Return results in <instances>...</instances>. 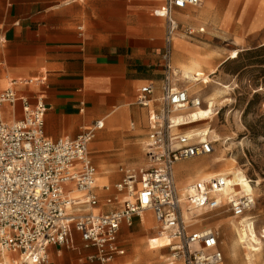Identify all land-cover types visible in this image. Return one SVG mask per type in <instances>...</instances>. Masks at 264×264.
I'll list each match as a JSON object with an SVG mask.
<instances>
[{
    "label": "built area",
    "instance_id": "obj_1",
    "mask_svg": "<svg viewBox=\"0 0 264 264\" xmlns=\"http://www.w3.org/2000/svg\"><path fill=\"white\" fill-rule=\"evenodd\" d=\"M204 1L166 0L161 9L167 24L161 93L156 94L155 86L147 83L135 99L136 105L147 110L143 142L147 161L120 166V178L103 185L102 193L97 190V169L90 151L105 120H96L75 138L53 139L45 134L48 105L43 95L33 97L21 91L43 84L47 76L13 78L0 88V264H18V260L51 264L49 247L71 246L72 227L84 248H94L86 257L91 264H111L117 255L126 253L118 244L121 227H131L135 217L149 211L159 234L169 240L172 264L223 261L219 229L195 225L220 210L230 213L240 229L248 226V219L242 220L256 204L253 189L246 192L241 185H233L234 192L223 199L229 176L196 179L179 187L175 174L178 162L215 151L216 142L200 134V122L183 120L184 110L198 109L204 102L178 79L172 65L173 36L181 25L175 13ZM4 105H11L12 117L4 115ZM130 125L135 128L136 122ZM74 189L84 192L83 201L71 196ZM100 204L113 207L94 212ZM185 207L202 212L188 220Z\"/></svg>",
    "mask_w": 264,
    "mask_h": 264
},
{
    "label": "crops",
    "instance_id": "obj_2",
    "mask_svg": "<svg viewBox=\"0 0 264 264\" xmlns=\"http://www.w3.org/2000/svg\"><path fill=\"white\" fill-rule=\"evenodd\" d=\"M254 1H243L239 16L242 22ZM260 1L248 20L251 33L264 28L263 23L250 31L259 13L264 16ZM165 3L166 0H0V83L8 77L47 76L43 84L25 86L21 91L33 97L43 95L48 105L45 134L50 138H75L99 119L105 120L106 127V118L111 114L118 120L108 124L109 131L135 130L130 125L132 117H147V110L135 104L139 88L152 83L156 94L161 93L167 24L160 11ZM138 164L143 163L128 165ZM115 176L109 183L120 178L119 168ZM119 200H123L121 195ZM112 207L100 204L97 208L108 211ZM142 221L143 216L135 217L131 227H121L118 244L126 253L117 255L111 264H172L167 237V244L148 250L147 239L151 238L150 243L155 233L146 229ZM71 238L72 245L65 247L80 254L50 246L51 264H91L86 257L94 248H84L75 229L71 230Z\"/></svg>",
    "mask_w": 264,
    "mask_h": 264
},
{
    "label": "rangeland",
    "instance_id": "obj_3",
    "mask_svg": "<svg viewBox=\"0 0 264 264\" xmlns=\"http://www.w3.org/2000/svg\"><path fill=\"white\" fill-rule=\"evenodd\" d=\"M207 1L209 0H206L200 6L178 11L190 12L192 10H200ZM212 1L214 13L221 19L230 0H223L221 2L218 0ZM243 1L240 0L235 8L229 32H224L220 26L217 27L211 20L191 23L196 29V32L193 34L188 33L183 23H181L179 31L186 35L191 42L198 44L202 49L213 54L212 64L219 65L216 79L231 85L230 90L226 93V96L231 100L220 111L216 128L221 135L232 138L226 144L228 147L226 151L227 156H234L239 160L245 173L249 176L252 186H254L256 180H260L257 189H253L256 196V204L243 218L253 221L257 228L260 229L264 226V28L256 30L254 33L248 31V20L254 16L259 0L252 3L246 18L242 22L239 16ZM175 16L180 19L178 13H175ZM237 26L239 27L238 29ZM199 27H204L206 31H198ZM237 36L243 37L244 42L242 47L235 41ZM239 48H243V50L240 51L237 58L227 59L232 50ZM173 52L172 46V57ZM12 79L13 77H8L4 80H9L10 82ZM183 84L185 83L183 82ZM211 90L212 86H209L208 89L202 91V95L204 96ZM3 111L4 115L12 117L11 105H4ZM143 119L133 116L132 120L136 122V129L127 132H111L109 131L108 124H106L105 129L99 133L91 145V157L97 170H99L97 165L99 162L114 171L116 175L117 169L122 164L128 165L129 163L146 162L147 159L142 150V144L146 139V124L144 123L146 120ZM140 121L142 122L140 123ZM129 127L128 122V129ZM135 146H138L140 155L132 153L133 151H137ZM222 148L224 147H220L218 142H216L214 153L199 157H209L219 153ZM184 164H188V162L185 161ZM213 167L216 166H212L211 168ZM184 176L185 180H187L186 174ZM116 178L118 177L115 176V180ZM148 213L155 222V227L150 228V231H153L157 235L160 230L159 226L153 214ZM226 217H231L230 213H222L220 210H216L205 215L204 220L196 224L195 227L212 226L219 229L221 248L225 252L224 261L226 264H230L228 256L229 245L225 243L227 240L230 241L226 234L229 230L228 224H223L221 227L213 225L216 220ZM232 236L234 237L235 234ZM52 248L56 249L55 246H51ZM62 248L63 251L73 250L65 246H62ZM18 264H23L22 260H18Z\"/></svg>",
    "mask_w": 264,
    "mask_h": 264
},
{
    "label": "bare ground",
    "instance_id": "obj_4",
    "mask_svg": "<svg viewBox=\"0 0 264 264\" xmlns=\"http://www.w3.org/2000/svg\"><path fill=\"white\" fill-rule=\"evenodd\" d=\"M238 1L240 0L231 1L230 6L221 19L214 13L213 1L209 0L200 10L179 12L180 19L178 21L185 24L184 27L187 28L190 34L196 32L191 23L204 22L205 20H211L217 27L220 26L224 32H229L231 30L233 11ZM260 7L264 9V0L260 1ZM162 13H165V11L163 10ZM254 21L250 31H254L264 23V16L259 13ZM198 31L203 32L206 29L199 27ZM235 41L242 47L244 42L243 37L237 36ZM173 49L172 65L178 74V79L185 83L184 85L189 88L191 93L199 94L204 102L198 109L184 110L182 114L183 120H187V123L200 122L197 126L198 129H201L200 134L202 137L218 142L220 147H224L219 153L209 157H195L189 160L188 164H184V162L177 164L175 174L178 185L183 186L185 182L195 179H208L216 175H227L229 176L228 186L225 188L223 199H226L230 193L234 192L233 185H241L242 189L246 192L254 188L256 190L260 184V180H256L254 186H252L249 176L245 173L239 160L234 156H227L226 151L228 147L226 144L232 138L221 135L216 128L220 111L231 100L226 96L231 85L216 79L219 65L212 64L213 54L205 51L198 44L191 42L181 31H177L173 36ZM241 50L243 48L232 50L229 58H237ZM8 85L9 80H3L0 83V88H5ZM209 86H212V90L203 96L202 91L208 89ZM106 120L107 124H109L110 122H116L118 118L114 114H111L107 116ZM126 127H128V124H126ZM132 153L140 155L139 151H133ZM97 165L99 170H97L96 175V186L100 191L103 185L108 184L112 177L115 176V172L99 162ZM212 166L216 167L211 168ZM184 174H186L187 180H185ZM71 196L80 199V201L85 199L84 192L77 189L72 191ZM71 208L73 206L69 207L68 211ZM93 210L97 212L99 209L95 207ZM200 212H202L200 209L188 211L186 207L184 208V216L188 220L192 215L200 214ZM245 220L242 221L244 222ZM248 222V226L243 227V229L239 228L234 217L222 218L213 223L216 227L228 224L229 230L226 234L230 241L227 240L225 243L229 245L228 256L230 264H264V226L258 229L253 221ZM142 225L148 230L155 227V222L148 212L143 214ZM233 234H235L234 237L232 236ZM149 239L151 238L147 239V248L150 251L158 250L167 244V238L163 234L155 235L150 243H148ZM219 264L226 263L223 260Z\"/></svg>",
    "mask_w": 264,
    "mask_h": 264
}]
</instances>
